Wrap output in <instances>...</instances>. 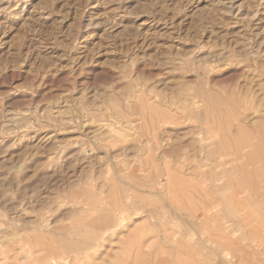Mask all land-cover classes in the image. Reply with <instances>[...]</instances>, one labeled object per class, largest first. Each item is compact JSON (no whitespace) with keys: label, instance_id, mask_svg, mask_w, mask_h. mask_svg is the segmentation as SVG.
Listing matches in <instances>:
<instances>
[{"label":"rangeland","instance_id":"1","mask_svg":"<svg viewBox=\"0 0 264 264\" xmlns=\"http://www.w3.org/2000/svg\"><path fill=\"white\" fill-rule=\"evenodd\" d=\"M0 264H264V0H0Z\"/></svg>","mask_w":264,"mask_h":264},{"label":"bare ground","instance_id":"2","mask_svg":"<svg viewBox=\"0 0 264 264\" xmlns=\"http://www.w3.org/2000/svg\"><path fill=\"white\" fill-rule=\"evenodd\" d=\"M227 158V157H226ZM241 167V166H240ZM220 168V167H219ZM204 169V168H203ZM208 169V168H207ZM228 257V256H227ZM226 257H223L222 259H225Z\"/></svg>","mask_w":264,"mask_h":264}]
</instances>
